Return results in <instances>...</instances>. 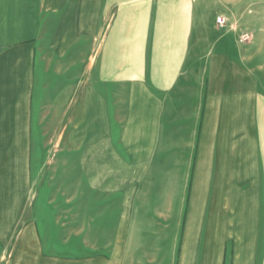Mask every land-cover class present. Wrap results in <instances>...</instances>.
I'll use <instances>...</instances> for the list:
<instances>
[{"label": "crops", "instance_id": "1", "mask_svg": "<svg viewBox=\"0 0 264 264\" xmlns=\"http://www.w3.org/2000/svg\"><path fill=\"white\" fill-rule=\"evenodd\" d=\"M215 5L0 0V264H264V30Z\"/></svg>", "mask_w": 264, "mask_h": 264}, {"label": "rangeland", "instance_id": "2", "mask_svg": "<svg viewBox=\"0 0 264 264\" xmlns=\"http://www.w3.org/2000/svg\"><path fill=\"white\" fill-rule=\"evenodd\" d=\"M215 1V17L224 16L227 25L224 29L235 25L251 33L248 44L257 41L258 30H264V0H212ZM217 20V18H216ZM217 23V22H216ZM261 38L259 41H263Z\"/></svg>", "mask_w": 264, "mask_h": 264}, {"label": "built area", "instance_id": "3", "mask_svg": "<svg viewBox=\"0 0 264 264\" xmlns=\"http://www.w3.org/2000/svg\"><path fill=\"white\" fill-rule=\"evenodd\" d=\"M217 25H218L220 28H224V27H226V26H227V20H226V18H225V17H222V16L218 17V18H217ZM250 39H251V35H250V33L245 32V33L241 36L240 41H241L242 43H246V42L250 41Z\"/></svg>", "mask_w": 264, "mask_h": 264}]
</instances>
